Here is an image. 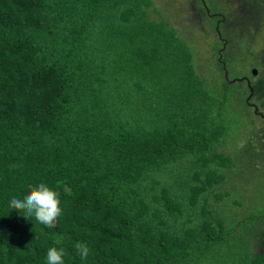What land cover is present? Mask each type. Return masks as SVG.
Segmentation results:
<instances>
[{
    "label": "trees",
    "instance_id": "trees-1",
    "mask_svg": "<svg viewBox=\"0 0 264 264\" xmlns=\"http://www.w3.org/2000/svg\"><path fill=\"white\" fill-rule=\"evenodd\" d=\"M190 2L195 25L174 0H0V264H46L52 246L64 264L237 260L208 206L240 162L223 142L225 97L248 110L249 89L217 61L218 74L203 67L190 41L224 44L229 80L257 69L251 115L262 114L264 0ZM250 133L236 151L260 163L264 140ZM41 183L60 201L52 227L8 207ZM259 245L243 264H264Z\"/></svg>",
    "mask_w": 264,
    "mask_h": 264
},
{
    "label": "rangeland",
    "instance_id": "rangeland-1",
    "mask_svg": "<svg viewBox=\"0 0 264 264\" xmlns=\"http://www.w3.org/2000/svg\"><path fill=\"white\" fill-rule=\"evenodd\" d=\"M174 1L178 2V4L176 3L173 9H177L178 11L180 8V12L183 10L187 16L192 18L190 24L195 25L193 24V10L190 8L191 2L188 3L190 0ZM156 5L157 7L163 8V3L161 1ZM192 36L191 34L192 41H190V45L193 50L197 52L203 51L200 63L203 64V67H207V69L211 70L212 73L218 74V68L211 64V61L214 65L216 63V52L212 51V46L214 45L215 49L218 47L217 42L213 40L214 35L212 33L209 34L201 41V44H199L200 46L197 40ZM257 48V46L254 47V49ZM200 63L198 61L197 66L201 68ZM250 70L251 68H241L240 72L243 74L242 76H248L254 81L260 75L249 76ZM244 72H247L248 75L244 74ZM209 76L210 72L207 73L208 78ZM219 95H217L219 98L223 97L221 94ZM224 102L225 106L222 110V115L225 121L224 129H226L223 142L227 144L230 150L235 151L234 153L236 154L230 153L233 160L238 158L240 162L238 164L234 162V165L227 170L231 171V173L227 172V174H232L234 176L230 178L225 177L217 186V191L225 194L221 196L217 191L209 193L211 195L210 202L212 203L209 204L208 208L210 214L216 216V219L222 221L225 225V233H228L227 242L225 244L223 243L220 249L226 251L229 256H235V259H237L229 262V264H236V262L243 264V259L241 261L240 258V255H242L241 250H251L255 244L259 243L260 245L257 246L255 250L262 251L263 249L261 245L263 244L264 232L261 234L260 229L264 225V161L260 163L254 162V160L249 161L246 152L242 151L241 153H237L239 150H236L237 148L240 149L243 143H247L246 138L251 128L253 129L250 133L252 140L260 137L264 140V123L262 120L260 121L258 117L251 115L250 110H245L242 104L233 106L226 97ZM262 115H264V110L262 111ZM245 123H247L249 129L248 127L244 128ZM241 129L245 131L242 137L243 143L239 140V136L242 132ZM218 148L224 151L229 150L225 145H221ZM248 229L251 234V229H253L254 234H249L247 236ZM221 254H215L216 263L218 264H224Z\"/></svg>",
    "mask_w": 264,
    "mask_h": 264
},
{
    "label": "clouds",
    "instance_id": "clouds-1",
    "mask_svg": "<svg viewBox=\"0 0 264 264\" xmlns=\"http://www.w3.org/2000/svg\"><path fill=\"white\" fill-rule=\"evenodd\" d=\"M251 70L249 76H255L252 75ZM236 78L241 77H235L232 79ZM241 81L242 80H239L238 82ZM8 207L9 210L23 213V216L28 219L34 217L38 223L46 227H52L56 219L62 214L58 194L47 187L44 183L32 188L23 198L11 199ZM56 243H60V241L57 240ZM74 248L79 254L81 260L88 259L91 250L87 244L76 242ZM65 254L63 248H57L55 246L49 247L46 254V264H64Z\"/></svg>",
    "mask_w": 264,
    "mask_h": 264
},
{
    "label": "flooded vegetation",
    "instance_id": "flooded-vegetation-1",
    "mask_svg": "<svg viewBox=\"0 0 264 264\" xmlns=\"http://www.w3.org/2000/svg\"><path fill=\"white\" fill-rule=\"evenodd\" d=\"M221 40H222V38H221ZM223 43V42H222ZM223 49H224V44H222V47H221V49H218L217 50V54H216V61L218 62V64H220L221 65V69H222V72H223V77H224V80H226L227 82H231V83H237L239 80H235L234 82H232V78L229 80V78H228V71H227V69H226V66H225V63L222 61V51H223ZM256 75H257V73H256ZM255 75V76H256ZM241 78H248V79H250V77H248V76H246V77H244V76H240ZM241 78H236V79H241ZM250 81V84L252 83V80L250 79L249 80ZM242 83H244L245 84V86H246V80H242L241 81ZM249 94V90H248V93H247V95ZM246 98V97H245ZM253 99H252V97L249 99V101L248 102H246L245 101V103H247L248 105H247V108H248V110H250L252 113H254L253 111V106H252V104H253ZM258 116V117H260L261 119H263L264 120V115H262L261 113H260V111H257V113L255 114V116ZM256 116V117H257Z\"/></svg>",
    "mask_w": 264,
    "mask_h": 264
},
{
    "label": "water",
    "instance_id": "water-1",
    "mask_svg": "<svg viewBox=\"0 0 264 264\" xmlns=\"http://www.w3.org/2000/svg\"><path fill=\"white\" fill-rule=\"evenodd\" d=\"M251 73H252V75H256V73H257V69H252L251 70ZM246 80V85H247V87H248V89H249V94H248V96L246 97V100L248 101L251 97H252V95H253V90H252V88H251V84H250V81H249V79L248 78H241V79H231L232 80V82H234L235 80ZM255 107V106H254ZM257 109H256V107H255V111H256Z\"/></svg>",
    "mask_w": 264,
    "mask_h": 264
}]
</instances>
